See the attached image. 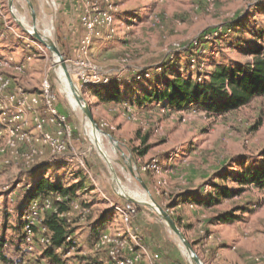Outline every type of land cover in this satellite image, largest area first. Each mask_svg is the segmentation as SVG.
<instances>
[{
  "label": "rangeland",
  "instance_id": "rangeland-1",
  "mask_svg": "<svg viewBox=\"0 0 264 264\" xmlns=\"http://www.w3.org/2000/svg\"><path fill=\"white\" fill-rule=\"evenodd\" d=\"M2 1L7 18L13 20L19 33L25 34L8 7L10 0ZM12 2L18 19L26 28L32 26L28 2ZM31 2L37 15V29L56 43L69 64L71 78L92 112L102 146L125 191L133 197L138 192L144 200L173 215L203 264H264V190L251 185L242 195L224 198L211 207L183 202L190 194L199 200H209L216 184H226L232 191L240 189L236 178L224 182L221 175L264 161V96L232 112L195 105L179 110L156 102L138 105L131 93L123 95L120 102L104 103L91 95L82 80L83 73L90 76L97 72L100 81L86 84L104 86L119 81V86L127 92L126 85H131L146 70L151 73L146 78L155 80L154 72L161 73L158 69L162 65L183 69L188 63L195 74L211 70L213 60L251 61L250 54L239 52L225 41L233 34L227 25L232 20L244 19L243 23L264 27V9L258 5L264 0H98L102 10L112 5L114 20L110 27L99 30L87 54L80 49L85 35L81 20L84 0L80 3L82 9L77 11L66 7L77 0ZM127 13L133 14L132 17ZM244 37L252 40L250 34ZM33 38L41 46L35 56L31 54L34 49L27 48L23 39L9 32L7 40L0 39V72L10 76L16 87L35 94L40 93L43 80L49 79L58 95L57 107L69 117L72 131L67 144L71 158L45 163L33 174L29 173L28 178L31 182L45 177L61 180L64 185L82 183L76 188L75 200L84 210H75L67 221L78 224L76 234L86 245L92 234L88 228L100 220L112 233L126 228L118 211L111 207L112 202L125 200L115 190L114 175L96 147L90 121L74 95L64 90L56 55ZM258 43L264 44V38ZM16 67L22 71L15 70ZM104 79L107 81L103 83ZM30 126L29 130L33 128ZM7 143V137L0 141L2 147H7ZM146 147L147 152L141 154ZM165 154L169 160L161 163ZM7 158L10 164L0 173V190L4 191L13 187L23 173L22 164H16L13 155ZM165 164L171 166L164 167ZM6 196L0 197V222H3L0 237L5 238L14 255L12 263L30 264L40 260L47 248L35 243L30 249L22 242L20 217L28 202L20 197L12 202ZM239 205L251 209L246 213L236 212L232 222L211 221ZM136 206L138 213L133 225L144 242L170 264H195L185 244L157 212L145 205ZM0 264L4 263L0 261Z\"/></svg>",
  "mask_w": 264,
  "mask_h": 264
},
{
  "label": "built area",
  "instance_id": "built-area-1",
  "mask_svg": "<svg viewBox=\"0 0 264 264\" xmlns=\"http://www.w3.org/2000/svg\"><path fill=\"white\" fill-rule=\"evenodd\" d=\"M83 6L85 10L81 20L85 35L80 41V49L87 54L99 30L112 25L114 14L111 4L102 10L98 0H84ZM8 32L23 39L27 48L34 49L35 52L31 53L33 56L41 49L28 31L25 34L18 32L13 20L5 14V3L0 0V39H7ZM15 70L21 72L22 68L16 67ZM85 74H82L83 83L100 81L97 72L90 76ZM101 81L104 83L107 79ZM57 97L47 78L41 84L40 93L35 94L16 87L10 76L0 72V141L5 137L8 139L7 147L0 145V173L10 164L8 155L14 156L16 164H22L20 168L23 171L13 187L6 188V191L0 190V197L7 195L12 202L20 197L22 201L28 202L27 209L20 217L22 242L30 249L35 243L52 248L60 258L59 263L43 257L30 264H160L161 254L144 242L139 229L133 225L138 213L136 204L127 201L111 203L112 209L118 211L126 225L124 230L114 233L104 230L95 236L91 229L90 241L83 245L76 234L75 227L78 224L67 221L64 243L60 246L52 243L50 230L42 224L46 212L54 211L60 218L69 220L75 210H84L76 200L70 202L69 211L61 212L54 207L51 196L29 197L32 188L29 173L45 163L71 158L67 139L70 138L72 127L68 115L57 107ZM31 124L33 128L29 130ZM56 199L59 202L65 200L61 195L56 196ZM8 247L5 244L3 252L10 261L4 264H13L14 255Z\"/></svg>",
  "mask_w": 264,
  "mask_h": 264
},
{
  "label": "trees",
  "instance_id": "trees-1",
  "mask_svg": "<svg viewBox=\"0 0 264 264\" xmlns=\"http://www.w3.org/2000/svg\"><path fill=\"white\" fill-rule=\"evenodd\" d=\"M258 5L264 9V3ZM132 15L127 13L128 17H132ZM131 21L133 20H128V22ZM243 21L244 19L230 21L227 29H230L233 34L229 41H225L239 52L250 54L252 56L251 61L226 63L213 60L210 63L212 66L211 70L204 73L197 71L195 74L190 70L188 63L183 69L181 67L169 69L168 66L162 65L158 69L162 71L161 73L154 72L155 80L146 78L151 75L149 70H146L140 74L139 78H135L131 85H126L127 92L123 91L121 86H119V81L104 86L101 84L93 86L86 83L84 86L87 87L91 95L96 96L99 101L104 103L120 102L123 100V95H130L131 93L133 102L138 105L156 102L159 106L169 109L180 110L195 105L196 107H203L217 112L235 111L241 106L248 104L252 99L264 96V44L258 43L264 38V27L254 26L252 22L243 23ZM247 34L251 35L252 40L248 41L244 37ZM251 41L252 44H250ZM216 43L220 44V42ZM133 85L137 87L132 88ZM147 149L148 147L140 153L145 154ZM168 160L169 156L165 154L161 159V163ZM169 166L171 164L164 165V167ZM31 174H33V171ZM221 176H223L222 180L224 182L230 181L231 178H236L241 184V188L232 191L226 184L222 186L216 184L214 187L215 193L209 200H199L190 194L183 199V202H190L191 204L197 202L200 205L211 207L220 204L224 198L242 195L246 187L251 185L264 190V161L259 165L249 166L245 170L225 172ZM29 180L31 182V179ZM31 183L32 188L29 192V197L51 196L54 207H57L61 212L69 211L70 202L77 199L76 188L82 185V183L64 185L61 180H52L45 177ZM58 195L64 197L65 200L63 202L57 201L56 196ZM250 209L248 206L239 205L231 212L215 216L211 221L232 222L237 217L235 215L236 212L246 213ZM1 223L3 224L2 221ZM42 224L50 230L52 243L55 246H60L64 243L67 218H60L54 211H47L42 219ZM105 229L104 221L100 220L93 230L94 235H100ZM5 244L6 240L1 236L0 261L3 263L10 261L3 253ZM43 257L55 263L60 262V258L54 254L52 248H47L43 252Z\"/></svg>",
  "mask_w": 264,
  "mask_h": 264
},
{
  "label": "water",
  "instance_id": "water-1",
  "mask_svg": "<svg viewBox=\"0 0 264 264\" xmlns=\"http://www.w3.org/2000/svg\"><path fill=\"white\" fill-rule=\"evenodd\" d=\"M29 4V7L31 9V14H32V21L33 24L32 26H28V28H26L24 26V23L22 21H20L16 15V13L14 12V8H13V2L12 0L9 1L8 3V7L12 13L13 18L15 19L16 23H18L22 28H24L26 31H28V33L30 35H32L33 37H35L38 41H40L41 43H43L48 49H50V51L53 52L54 55H56V58H58V62L61 64L62 68L64 69L65 72V76L68 80V83L70 85V87L72 89L75 90L76 93V99L78 100V103L83 104L82 110L84 111L86 117L88 118V120L91 123V128L93 131H97V124L93 118L92 112L89 109V106H87L85 100L79 95L77 88L71 78L70 75V71L67 69V64H66V60L63 56V54L61 53V51L59 50L58 46L56 45V43H54L53 41L45 38L37 29V15L35 13L34 10V6L31 2V0H26ZM96 147L98 149V151L101 153L102 157L105 159V161L108 163V166L110 167L115 181H116V186H115V190L116 192L127 202L130 203H134V204H139V205H145L148 206L149 208L153 209L155 212H157V214L167 222V224L169 225V227L179 236V238L182 240V242L185 244V246L187 247L188 251L190 253L193 254V258L192 260L195 262V264H203L202 261L200 260L199 256L196 254V252L194 251L192 245L188 242V240L186 239L184 233L181 231V229L177 226L176 222L174 221V219L172 218L171 215L168 214V211L165 210L164 208L158 206L156 203H152L149 202L147 200H142L139 198H135L133 196H131L130 194H128L125 189L123 188V186L121 185V181L118 178V176L116 175L112 165H111V161L105 151V149L102 146L101 140L100 138H96L94 140Z\"/></svg>",
  "mask_w": 264,
  "mask_h": 264
},
{
  "label": "bare ground",
  "instance_id": "bare-ground-1",
  "mask_svg": "<svg viewBox=\"0 0 264 264\" xmlns=\"http://www.w3.org/2000/svg\"><path fill=\"white\" fill-rule=\"evenodd\" d=\"M56 59L58 60V58H56ZM60 68H61V69L58 68V69H59V70H58V73H59L60 78H61V80H62V82H63L64 90H66V91L70 94V96H73V95H74V97H75V99H76V93H75V90L72 89V88L69 86L68 80H67V78H66V76H65L64 69H63L61 66H60ZM68 68H70V67H69V64H67V69H68ZM76 101H77V103H78V100H77V99H76ZM78 104H79L80 108L83 107V104H80V103H78ZM94 132H95V137L101 139V134H100L99 132H97V131H94ZM91 135H92V134H91ZM94 140H95V138H94ZM134 196H135L136 198H139V199L144 200L143 197L141 196V194L138 193V192L134 193ZM188 254H189V257L192 259V258H193V254L190 253V252H188Z\"/></svg>",
  "mask_w": 264,
  "mask_h": 264
},
{
  "label": "crops",
  "instance_id": "crops-1",
  "mask_svg": "<svg viewBox=\"0 0 264 264\" xmlns=\"http://www.w3.org/2000/svg\"><path fill=\"white\" fill-rule=\"evenodd\" d=\"M73 1H75V0H73ZM78 3V4H77ZM80 3H82L81 2V0H77V2H69L68 4H67V6L66 7H68V8H70V10H73V11H77L78 9H82V6H80L81 4ZM5 40H7V39H5ZM98 223V222H97ZM94 225H96V224H94ZM94 225H91V227H89L88 229H92L93 227H94ZM107 228V227H106ZM107 230H110L109 229V227L107 228ZM149 245V244H148ZM150 246V245H149ZM151 247V246H150ZM154 249V248H153ZM155 250V249H154ZM161 254V253H160ZM160 264H170L168 261H164L163 260V257H162V254H161V259H160Z\"/></svg>",
  "mask_w": 264,
  "mask_h": 264
}]
</instances>
